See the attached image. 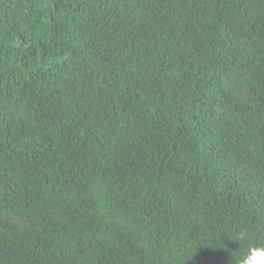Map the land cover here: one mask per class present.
Instances as JSON below:
<instances>
[{
  "label": "trees",
  "instance_id": "16d2710c",
  "mask_svg": "<svg viewBox=\"0 0 264 264\" xmlns=\"http://www.w3.org/2000/svg\"><path fill=\"white\" fill-rule=\"evenodd\" d=\"M257 243L264 0H0V264Z\"/></svg>",
  "mask_w": 264,
  "mask_h": 264
},
{
  "label": "clouds",
  "instance_id": "9594fccd",
  "mask_svg": "<svg viewBox=\"0 0 264 264\" xmlns=\"http://www.w3.org/2000/svg\"><path fill=\"white\" fill-rule=\"evenodd\" d=\"M246 236L247 234L245 232H240L236 240L244 241ZM238 264H264V243L248 245L239 257Z\"/></svg>",
  "mask_w": 264,
  "mask_h": 264
}]
</instances>
